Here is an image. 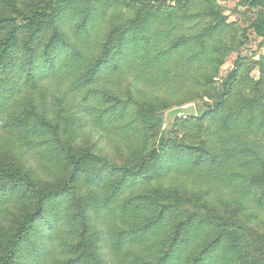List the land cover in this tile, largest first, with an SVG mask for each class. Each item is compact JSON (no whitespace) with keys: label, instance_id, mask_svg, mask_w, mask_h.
<instances>
[{"label":"rangeland","instance_id":"obj_1","mask_svg":"<svg viewBox=\"0 0 264 264\" xmlns=\"http://www.w3.org/2000/svg\"><path fill=\"white\" fill-rule=\"evenodd\" d=\"M39 1L22 0L20 6L29 11ZM137 1H73L65 9L72 46L63 52L59 71L45 73L36 85L26 72L12 86L15 94L6 108L8 124L0 121V161L15 165L33 176L40 187L53 191L66 189L73 171L76 178L71 194H58L44 205L36 232L19 254L20 264H57L71 259H80V264H163L160 261L170 247L174 227L187 212H195L203 223L238 227L243 235L240 250L233 254L221 248L220 256L215 254L209 264H239L247 261L248 254L256 264H264V231L255 229L264 224V208L255 201L250 184L264 159V113L253 110L264 94V85H254L260 78L254 62L264 56V39L249 31L256 13L263 10L254 7L249 15L236 0H214L224 8L229 26L205 38L206 51L195 44L192 51L176 52L171 45L178 36L191 34L193 27L197 31L207 28L209 20L200 16L210 11L207 0L150 2L156 11L151 14H156L152 23L130 35H139L136 40L140 42L142 33L157 35L154 49L144 53L142 45L131 46L128 60L120 59L116 67L109 66L94 81L86 82L84 76L104 46L113 44L114 29L136 17ZM87 15L92 17L89 30H76ZM7 32L0 30V38ZM25 42L23 36L17 64L0 80L13 78L28 66L20 52ZM210 54L224 63L217 84L188 80V76L204 75ZM156 55L161 57L158 62H154ZM232 73L237 77L227 107L214 110L215 98L231 87ZM207 92L210 95L204 98ZM104 94L119 97L121 104L105 103ZM150 101L159 120L154 129L145 121L143 109ZM188 101L198 105L203 119L176 121L164 138L166 111ZM25 108L36 111L33 124L38 126L30 134L10 122ZM44 117L55 121L60 130L40 128ZM199 144L220 150V163L194 169L172 156L175 150L186 152L187 146ZM159 156L163 159L157 161ZM116 166H128L134 176L115 193V184L122 179L113 169ZM144 196H159L163 203L182 197L191 201V207L170 212L156 230L143 234L138 231L140 217L153 211L125 209V204ZM35 207L33 200L15 197L0 208V237L13 236L23 215L34 213ZM248 214L255 222L247 219ZM211 232L202 226L191 228L192 236L205 237ZM95 237L101 263L92 253ZM197 242L198 238L192 246ZM176 263L183 264V257Z\"/></svg>","mask_w":264,"mask_h":264},{"label":"trees","instance_id":"obj_2","mask_svg":"<svg viewBox=\"0 0 264 264\" xmlns=\"http://www.w3.org/2000/svg\"><path fill=\"white\" fill-rule=\"evenodd\" d=\"M73 1L78 0H40L39 3L33 5L29 11H25L21 8L20 3L22 0H0V4L5 7V10L0 12V30H7V34L0 38V76L6 72L9 73L12 68L17 64L15 57L17 56V50L21 47V39L26 36V42L20 51L24 57V63L28 66L23 68L24 70L18 71L13 78H7L0 80V121L8 124L6 119V108L10 101L14 98L15 90L12 89L14 84H19L26 72L30 76L33 84L39 82L42 77L47 74H56L59 71V62L63 57V52L72 46L70 39V30H68V16L65 14V9L71 5ZM88 4H92L93 0H81ZM237 6L246 9L249 15L255 12L254 7H259L262 12H257V19L249 27V31L253 32L257 37L264 39V0H236ZM138 8L136 17L129 24H120L114 29L113 44L107 43L101 55L98 57L94 65L87 71L84 76L86 82H92L109 66L116 67L117 62L120 59H127L129 49L131 46H141L144 53L151 52L154 47L153 44L157 41L158 36H148L142 33L143 40L140 42L136 39L139 35L131 36L133 32L141 30L152 23L154 9L150 8L151 3L159 4L161 0H138ZM151 2V3H150ZM190 2V1H189ZM210 11H204L200 16L209 20L205 25L207 28H202L197 31L198 27H193L191 34H183L178 36L172 45L171 49L179 52L192 51L195 44L202 45L203 51H206L205 38L212 36L220 31L223 27H228L225 17H223L224 8L216 4L214 0H207ZM92 17L85 16L82 21L76 25V30L87 31L90 27ZM246 32L243 33V35ZM195 35V36H194ZM194 36V37H190ZM245 36H248L245 34ZM134 40H136L134 42ZM160 55L154 57V62L160 60ZM215 59L210 54L206 62L207 71H204V75L201 77L198 75H192L187 77L188 80L194 84L196 82H205L207 85H216L218 79H220V71L223 66V61ZM191 64H194L190 62ZM153 64V62H152ZM254 65L259 67L260 78L254 83L255 86L262 87L264 85V56L259 61L254 62ZM230 77H233L231 87L228 91H223L220 96L215 98L214 110H221L227 107V103L230 100L229 94L234 89V79L236 74L232 73ZM209 92V91H208ZM204 98L209 97L210 93ZM105 103L118 105L121 104L119 97L104 94ZM187 98L186 100H188ZM195 102H184L181 105L166 109L167 111L182 107ZM196 104V103H195ZM197 105V104H196ZM155 105L152 101L143 105L145 112V121L150 125L151 129L157 127L156 114L153 110ZM199 115L198 117L178 118L174 121L185 120V122L201 121L203 117L200 116V110L197 105ZM253 110H261L264 113V94L259 99ZM166 111V112H167ZM36 116L35 109L25 108L20 115L12 119L10 122L18 130L26 131L30 134V130L38 126L33 124L34 117ZM40 128H52L56 132L60 130L58 124L55 121H50L46 117L40 119ZM172 124L171 128L173 127ZM164 125V123H163ZM54 127V128H53ZM171 128L166 131L163 129V137L167 138ZM221 151H225L228 155L229 151L225 147H221ZM158 154L155 152L154 156ZM217 155H220V150L214 149L209 145L199 144L197 147L187 146L186 152L181 150H175L172 156L177 160H182L184 165H189L194 169L201 167L215 166L220 163ZM75 160V157L72 156ZM82 159V158H81ZM163 158L159 156L157 161ZM260 170L256 175H252V181L250 184L253 190V197L256 202H259L261 209L264 208V159L261 161ZM80 161H77L74 166L78 169ZM117 173L122 175V179L119 180L114 187L115 193L122 190L126 185V180L130 176H134L132 169L128 166H116L113 168ZM74 171L72 173V179L67 185L66 189L53 191L51 189H45L39 186L33 176L16 167L13 164L0 161V208L8 204L12 198L18 197L29 198L36 203L35 212H27L20 219L18 229L12 232L13 236H5L2 234L0 237V248L3 252L0 253V264H20V252L24 251V244L27 243V239L36 232V228L44 213V205L53 200L58 194L72 193L75 190ZM262 183V184H261ZM140 198V199H139ZM134 209H141L147 207L152 210L153 213L149 216L140 217V224L138 231L146 234L156 230L163 222L165 217L174 210H183V212L191 207V201L186 198L176 197L169 203H163L159 196L155 197H137L134 201H129L125 204V209L130 207ZM236 212L242 215L241 209L236 207ZM247 219L250 222H255L248 214ZM255 219V216H254ZM216 224V225H215ZM202 226L204 230H211L210 234L201 236H192V226ZM218 225V226H217ZM44 226V224H43ZM42 226V227H43ZM217 226V227H215ZM259 231H264V224L259 223L255 228ZM41 233V231H40ZM198 236V237H197ZM97 237V236H96ZM96 237L92 240L91 245L93 248V255L98 263H101L97 255L99 249ZM198 238L199 242L192 246V241ZM244 238L242 233L239 232L238 227H228L221 223L202 222V219L195 212H187L183 221H179L173 230L170 240V247L165 252L162 260L163 264H177L176 260L183 257V264H209L215 254L220 256V249L224 248L229 253H236L243 246ZM37 244V243H36ZM35 244V248L38 245ZM256 260L250 254H248L247 261L241 260L239 264H256ZM84 263L85 262H81ZM57 264H80V259H71L66 262H60Z\"/></svg>","mask_w":264,"mask_h":264},{"label":"water","instance_id":"obj_3","mask_svg":"<svg viewBox=\"0 0 264 264\" xmlns=\"http://www.w3.org/2000/svg\"><path fill=\"white\" fill-rule=\"evenodd\" d=\"M198 115L199 112L195 103L173 108L166 112V119H164L163 129L168 131L174 121L178 118L198 117Z\"/></svg>","mask_w":264,"mask_h":264}]
</instances>
